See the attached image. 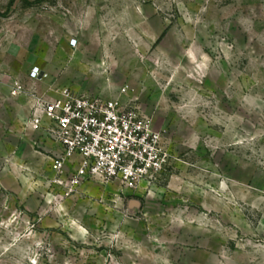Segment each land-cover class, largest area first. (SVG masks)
Returning <instances> with one entry per match:
<instances>
[{"label": "rangeland", "instance_id": "rangeland-1", "mask_svg": "<svg viewBox=\"0 0 264 264\" xmlns=\"http://www.w3.org/2000/svg\"><path fill=\"white\" fill-rule=\"evenodd\" d=\"M61 91L134 104L165 169L55 173L25 122ZM0 264H264V0H0Z\"/></svg>", "mask_w": 264, "mask_h": 264}, {"label": "built area", "instance_id": "built-area-1", "mask_svg": "<svg viewBox=\"0 0 264 264\" xmlns=\"http://www.w3.org/2000/svg\"><path fill=\"white\" fill-rule=\"evenodd\" d=\"M38 72V67H32L30 77ZM14 89L20 86L15 84ZM28 103L31 113L25 127L39 129L59 146L60 151L49 157L50 167L63 173L66 165L73 164L70 179L75 184L117 182L134 189L165 169L167 154L160 145V132L119 95L61 91L50 96L31 95Z\"/></svg>", "mask_w": 264, "mask_h": 264}, {"label": "crops", "instance_id": "crops-1", "mask_svg": "<svg viewBox=\"0 0 264 264\" xmlns=\"http://www.w3.org/2000/svg\"><path fill=\"white\" fill-rule=\"evenodd\" d=\"M41 133V132H40ZM42 137L40 138V142L44 143V146L49 150L51 153H58L60 151L59 146L51 142L43 133H41ZM45 140V141H44Z\"/></svg>", "mask_w": 264, "mask_h": 264}]
</instances>
